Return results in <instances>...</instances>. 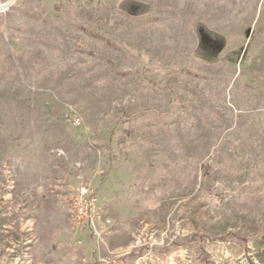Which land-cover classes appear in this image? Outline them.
I'll list each match as a JSON object with an SVG mask.
<instances>
[{
	"label": "rangeland",
	"instance_id": "374dc122",
	"mask_svg": "<svg viewBox=\"0 0 264 264\" xmlns=\"http://www.w3.org/2000/svg\"><path fill=\"white\" fill-rule=\"evenodd\" d=\"M0 264H264V0H0Z\"/></svg>",
	"mask_w": 264,
	"mask_h": 264
},
{
	"label": "built area",
	"instance_id": "2783aa9c",
	"mask_svg": "<svg viewBox=\"0 0 264 264\" xmlns=\"http://www.w3.org/2000/svg\"><path fill=\"white\" fill-rule=\"evenodd\" d=\"M67 211L74 228L97 232L100 225L106 227L111 222L100 209L95 189L88 184H80L75 188L69 197Z\"/></svg>",
	"mask_w": 264,
	"mask_h": 264
}]
</instances>
